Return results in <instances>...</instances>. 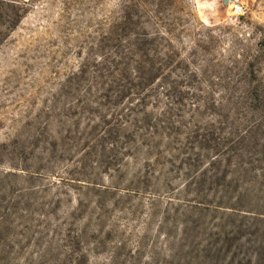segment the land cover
Listing matches in <instances>:
<instances>
[{"label":"rangeland","instance_id":"obj_1","mask_svg":"<svg viewBox=\"0 0 264 264\" xmlns=\"http://www.w3.org/2000/svg\"><path fill=\"white\" fill-rule=\"evenodd\" d=\"M126 1L29 0L0 42V264H264V174L199 142L189 74L143 95L91 49ZM227 1L140 9L174 60L208 62L264 35V0Z\"/></svg>","mask_w":264,"mask_h":264},{"label":"trees","instance_id":"obj_2","mask_svg":"<svg viewBox=\"0 0 264 264\" xmlns=\"http://www.w3.org/2000/svg\"><path fill=\"white\" fill-rule=\"evenodd\" d=\"M141 1L127 0L119 20L94 40L91 49L95 47L108 59L115 70L112 74L118 70L125 74L128 83L143 95L156 81L166 80L178 69L183 71L180 74H189L195 109L212 113L203 126L195 124L192 130L199 142L208 144L213 159L235 158L240 169L264 174V35L252 53L233 51L226 59L214 57L207 62L206 49L197 44L200 51L195 50L191 60H174L173 54L161 49L169 40L154 26L162 18L155 16V22L147 19ZM29 4V0H0V42L28 14ZM171 23L163 24L166 32ZM241 41L237 38L235 44Z\"/></svg>","mask_w":264,"mask_h":264},{"label":"built area","instance_id":"obj_3","mask_svg":"<svg viewBox=\"0 0 264 264\" xmlns=\"http://www.w3.org/2000/svg\"><path fill=\"white\" fill-rule=\"evenodd\" d=\"M228 13L234 16H243L247 12L246 5L239 0H228L227 1Z\"/></svg>","mask_w":264,"mask_h":264}]
</instances>
